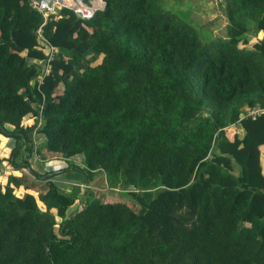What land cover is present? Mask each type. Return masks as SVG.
Instances as JSON below:
<instances>
[{"label": "trees", "instance_id": "trees-1", "mask_svg": "<svg viewBox=\"0 0 264 264\" xmlns=\"http://www.w3.org/2000/svg\"><path fill=\"white\" fill-rule=\"evenodd\" d=\"M223 2V40L154 0H104L87 19L57 6L38 43L40 13L0 0V133L20 169L0 182V264H264V112L241 116L264 105V0ZM117 182L133 204L90 187Z\"/></svg>", "mask_w": 264, "mask_h": 264}, {"label": "rangeland", "instance_id": "rangeland-1", "mask_svg": "<svg viewBox=\"0 0 264 264\" xmlns=\"http://www.w3.org/2000/svg\"><path fill=\"white\" fill-rule=\"evenodd\" d=\"M156 7L168 10L170 13L176 15L181 20L190 24L201 42H209L214 39H226V18L224 15L223 0H154ZM253 22L250 21V25ZM259 36V33L253 31H246L240 35L239 46L249 47L251 42ZM246 42H244L245 39ZM99 60V56L95 61ZM232 126L229 129L231 132ZM7 151L3 146H0V157L2 161L7 162L4 157ZM260 157L264 163V146L260 148ZM57 163H63L61 159L56 158ZM8 163V162H7ZM83 175V174H82ZM84 176V175H83ZM84 183V182H83ZM117 187H106L101 184H93L90 187L93 189L96 196L102 200H124L133 204L129 200L128 195L124 190H120L118 182ZM38 204L42 206L41 202Z\"/></svg>", "mask_w": 264, "mask_h": 264}, {"label": "built area", "instance_id": "built-area-1", "mask_svg": "<svg viewBox=\"0 0 264 264\" xmlns=\"http://www.w3.org/2000/svg\"><path fill=\"white\" fill-rule=\"evenodd\" d=\"M28 3L31 8L42 16V20L35 30L38 43L43 41L40 33L41 25L46 21L50 12L54 11L57 6L70 8L76 16L84 19L91 17L97 10H101L104 6V0H28ZM47 51L46 57L43 58V61L46 63L43 72H47L48 70L49 63H47V61L52 57L53 46L47 45ZM40 60L41 59H37V61ZM260 112H264V105H253L244 108L241 116L253 117ZM80 185L83 186L84 183H80Z\"/></svg>", "mask_w": 264, "mask_h": 264}, {"label": "crops", "instance_id": "crops-1", "mask_svg": "<svg viewBox=\"0 0 264 264\" xmlns=\"http://www.w3.org/2000/svg\"><path fill=\"white\" fill-rule=\"evenodd\" d=\"M25 121H29V118H26ZM13 144V138L11 136L8 135H4L2 133H0V146H3L6 151L8 152L7 155L9 154L10 148ZM264 146V144H261L259 146V154H260V148ZM6 155V156H7ZM5 156V157H6ZM4 157V159H5ZM2 157H0V182L3 183L6 179V176L9 173H19V170L17 169H13L7 162L5 163L4 161H2L1 159ZM57 159L52 157V158H46V159H41L38 155H34L30 161L31 165L37 170V171H51V170H56L57 168H59L61 165L59 163H57L56 161ZM261 160V157H260ZM261 165H262V170L264 171V163L261 160ZM25 169H21V171ZM84 176L82 175V173L80 171L77 170H65L64 172H60L57 174H54L52 176V178L55 181L58 182H62L64 184L68 185H74L77 184L78 186L81 187L80 183L85 182ZM67 188V187H66ZM16 190H19L20 192H23L24 189H22L21 187L16 188ZM74 192H79L81 191V189H78L77 187L73 189Z\"/></svg>", "mask_w": 264, "mask_h": 264}, {"label": "water", "instance_id": "water-1", "mask_svg": "<svg viewBox=\"0 0 264 264\" xmlns=\"http://www.w3.org/2000/svg\"><path fill=\"white\" fill-rule=\"evenodd\" d=\"M128 187H129V188H133L134 186H133V184H129ZM81 200H82V198H80L79 202H80Z\"/></svg>", "mask_w": 264, "mask_h": 264}]
</instances>
